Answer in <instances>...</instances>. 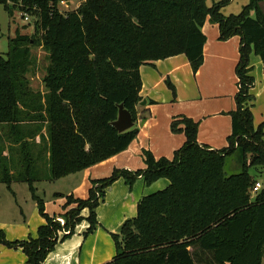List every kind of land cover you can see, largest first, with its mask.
I'll return each instance as SVG.
<instances>
[{"label":"trees","instance_id":"1","mask_svg":"<svg viewBox=\"0 0 264 264\" xmlns=\"http://www.w3.org/2000/svg\"><path fill=\"white\" fill-rule=\"evenodd\" d=\"M68 1L0 0L9 16L18 11L34 21L32 35L16 31L6 56H0V184L57 181L125 151L138 133L140 67L184 55L196 74L207 18L217 26L219 41L240 39L235 109L228 113L231 134L226 148L210 150L197 142V122L175 118L170 130L182 131L185 142L172 160H155L144 151L145 170L114 169L91 182L87 199L66 196L63 214L53 218L32 195L45 221L36 239L8 242L0 230V246L20 248L26 264H42L59 231H69L62 240L72 236L83 209L89 211L91 233L106 189L119 179L131 187L141 177L146 186L159 179L168 186L142 197L136 217L111 234L115 255L105 264H262L264 189L254 198L249 194L256 183L249 169L264 168V122L253 126L249 93L250 54L264 66L262 0H249L239 15L228 17L221 10L231 0L210 8L204 0H84L75 10L60 12L58 5ZM34 46L48 58L43 92L30 90L25 77ZM166 85L175 96L174 87ZM119 105L134 122L123 133L112 126ZM232 156H238L240 171L227 175L225 162Z\"/></svg>","mask_w":264,"mask_h":264},{"label":"crops","instance_id":"2","mask_svg":"<svg viewBox=\"0 0 264 264\" xmlns=\"http://www.w3.org/2000/svg\"><path fill=\"white\" fill-rule=\"evenodd\" d=\"M201 32L206 42L203 47V63L196 74H193L184 55L140 67L139 96L141 102L145 101V105L141 106L140 102L136 111L142 110L146 121L139 127L136 138L125 151L80 173L64 177L72 183L71 191L68 192H71L73 198L84 200L91 188V182L108 178L114 169L132 173L145 170L142 157L144 151L150 152L155 160L172 159L174 152L185 142L182 131L177 134L171 133L170 124L175 118L186 117L197 122V142L210 150H220L227 145L226 139L231 132V118L228 113L235 109L233 94L234 84L237 82L235 67L239 59L240 41L234 39L236 37L219 41L218 28L209 21H205ZM249 63L251 67L249 75L252 77V66L256 69L263 64L253 53L249 56ZM167 81L174 87L175 96L167 87ZM259 86H264V83L261 82ZM256 87L253 79V86L249 91L251 96ZM254 100L253 96L251 112ZM150 101L153 104H149ZM182 127L180 125L179 128ZM164 180L160 179L146 186L139 177L130 189L122 185V179L117 180L106 189L105 199L101 202V206L99 205V209H96V214L97 211H101L98 217L99 225L91 235L88 256L82 262L76 261V253L80 256L85 244V242L81 244V238L76 236L67 243L61 244L57 254L47 258L43 264H105L111 261L115 249L110 234H118L122 223L134 216L138 201L155 193L156 188L164 185L161 182ZM165 181L167 185L164 189L168 186V181ZM115 187H122V190L115 196H108L107 194L112 193ZM74 207L75 205H71L68 208ZM103 211H107L104 216H102ZM44 223L40 221L41 225ZM0 228L7 232V228L10 227L0 224ZM24 237L25 234H22L21 238ZM14 238L16 237H9L7 241L18 240ZM22 239L21 241H24ZM0 264H26V257L20 248L0 246Z\"/></svg>","mask_w":264,"mask_h":264},{"label":"rangeland","instance_id":"3","mask_svg":"<svg viewBox=\"0 0 264 264\" xmlns=\"http://www.w3.org/2000/svg\"><path fill=\"white\" fill-rule=\"evenodd\" d=\"M83 1L84 0H69L68 1L69 5L66 4L67 2L59 4L58 10L62 13L73 11ZM219 1L220 0H204V3L207 8H210L214 4H217ZM248 2L249 0H231V2L227 6L222 8L221 14L225 17H228L230 15L233 16L239 15L242 8L245 7L248 4ZM259 7L264 13V0L261 1ZM206 21H209L208 18L206 19ZM33 22H34L33 18L30 17H29V21L27 22L24 21L23 18H21V15L18 11H14L13 14L9 16L0 5V56L3 57L6 56V53L8 51V39L13 38L16 34V31H19L21 35H26V36L32 35ZM235 37L236 38L234 39L240 41L238 36ZM28 61H29V65L27 67V73L25 75L28 82V87L33 92H43L44 88L42 84V78L45 75V69L48 65L47 53L39 46L30 47V55ZM252 67H253L252 77L254 79L255 84L257 85L255 91L252 93V95L255 98L252 114H253V126L257 128L259 125H261L264 122V86H259L261 82L264 83V70L262 65L261 67L256 69L254 68L255 66ZM236 83L234 84L233 98L237 93ZM247 105L249 106V103ZM145 121H146L145 113L142 110H137L135 127L139 129V127ZM262 132H263L262 140L264 142V125ZM177 133H179V131L174 134ZM230 133L231 132H229L228 135H230ZM226 143H227V139H226ZM226 147L227 145L224 148ZM169 160L172 159L169 158ZM239 171H240V164L238 161V156H232L228 158L225 162L224 172L227 175H231V174L239 173ZM249 174L255 179L256 183L260 184L261 187L259 191L263 190L264 168H251L249 169ZM68 180L69 179L64 178L53 182L40 181L33 183L31 186H29L26 183H12L8 187L5 184H0V224L9 225L10 227L7 228V232L5 229L0 228V230H2L4 234L5 239L7 240L9 237H16L14 238V239H18L16 241H21L22 234H25V237L22 240H27L28 238L36 239L37 229L41 225L40 221L42 220L43 223L45 221L43 218L39 216L32 195L42 200L44 205V213L49 218L62 215L63 214L62 205L65 203V197L71 195L70 194L71 192L68 191H71L70 188L72 186H70V184L72 183ZM165 180L161 181L163 182L162 184L164 185H161L158 188H156L157 190H155V192L164 189V187L167 185V182ZM122 185L126 186L127 188L129 187V189L132 187V185L130 187L127 184H125L124 180L122 182ZM121 190L122 187H115L112 193H108L107 195L115 196ZM55 194H63V195L62 197H57ZM249 194L251 198H254L255 194H253L252 191H250ZM87 195L88 192L84 200L87 199L88 197ZM100 204L101 202L99 203V205ZM100 213L101 211H97L96 214L97 226L99 225L98 217L100 216ZM106 213L107 211H103L102 216L106 215ZM88 216H89L88 209L85 208L80 212L81 219L74 226L73 234L71 237L62 240L61 231L58 232L57 234L58 241L54 246L53 250L46 256L45 260L57 254L58 252L57 250L60 248L61 244L67 243L69 240L73 239V237L76 236H79L81 238L80 239L81 244L85 242L80 256L79 253L78 254L76 253V258H75L76 261L82 262V260H84L88 256L87 251H89L90 249L91 240H92L91 235H93L95 231L93 230L91 233H87L89 228ZM135 217H136V207H135L134 216L132 218ZM262 264H264V259Z\"/></svg>","mask_w":264,"mask_h":264},{"label":"water","instance_id":"4","mask_svg":"<svg viewBox=\"0 0 264 264\" xmlns=\"http://www.w3.org/2000/svg\"><path fill=\"white\" fill-rule=\"evenodd\" d=\"M69 5V2L66 3ZM145 105V101L141 102V106ZM112 126L118 133H123L130 130L134 126L131 114L123 108L122 105L118 107L117 119L112 123Z\"/></svg>","mask_w":264,"mask_h":264},{"label":"built area","instance_id":"5","mask_svg":"<svg viewBox=\"0 0 264 264\" xmlns=\"http://www.w3.org/2000/svg\"><path fill=\"white\" fill-rule=\"evenodd\" d=\"M22 18L26 22L29 21V17L28 16H23ZM260 187L261 186H260L259 183H255L254 186H253V188H252V193L253 194H256L259 191ZM57 220L60 222L61 225L63 224V221L61 219H57ZM68 234H69V231H67V230H61V235L62 236L68 235Z\"/></svg>","mask_w":264,"mask_h":264}]
</instances>
